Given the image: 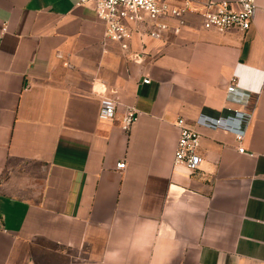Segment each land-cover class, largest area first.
I'll return each instance as SVG.
<instances>
[{
  "label": "crops",
  "instance_id": "1",
  "mask_svg": "<svg viewBox=\"0 0 264 264\" xmlns=\"http://www.w3.org/2000/svg\"><path fill=\"white\" fill-rule=\"evenodd\" d=\"M75 2L0 0V264H264V0L246 32L190 15L125 51ZM179 117L193 172L173 166Z\"/></svg>",
  "mask_w": 264,
  "mask_h": 264
},
{
  "label": "built area",
  "instance_id": "2",
  "mask_svg": "<svg viewBox=\"0 0 264 264\" xmlns=\"http://www.w3.org/2000/svg\"><path fill=\"white\" fill-rule=\"evenodd\" d=\"M76 6H89L95 13L96 19L104 26L103 37L106 41L115 42L120 50L129 48V41L136 35L139 39L144 37L162 38L166 33L178 34L187 24V17L196 15L200 18L201 28L217 33L229 30L246 32L251 25L256 9L255 0H181L174 4L170 0H76ZM174 24H171V22ZM132 60L141 62L137 54ZM148 82V79H144ZM236 90L232 82L227 88V100ZM107 90L98 82H93L90 93L99 97L98 119L111 120L116 113V102L106 94ZM236 114L237 111L233 110ZM136 119L135 109L128 106L121 119V130L129 132ZM216 125L220 119L216 120ZM178 137L173 156V166H183L187 171L199 169L203 159L199 155L201 133L186 123L183 117L175 121ZM243 124L228 128L238 145V152L245 153L242 146ZM125 168V160L116 164V169Z\"/></svg>",
  "mask_w": 264,
  "mask_h": 264
}]
</instances>
